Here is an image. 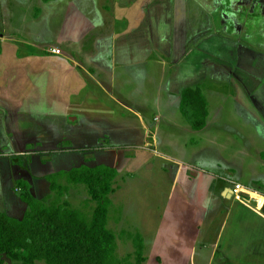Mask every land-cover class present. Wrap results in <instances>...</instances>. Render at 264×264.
Here are the masks:
<instances>
[{
	"label": "crops",
	"instance_id": "0c3cea01",
	"mask_svg": "<svg viewBox=\"0 0 264 264\" xmlns=\"http://www.w3.org/2000/svg\"><path fill=\"white\" fill-rule=\"evenodd\" d=\"M36 3L28 13L19 8L20 0H0V168L4 164L8 170L0 173V211L9 216L21 219L28 207L16 189L19 179L43 199L51 192L49 174L93 165L99 152L108 156L105 165L133 172L150 163V153H127L124 165H119L120 156L132 147L157 149L164 126L188 134L208 131L211 100L218 94L217 86L210 85L214 80L221 78L228 89L218 98L223 104L248 109L253 116L259 114L255 106L264 111L259 93L264 0ZM66 4L72 10L63 16ZM53 47L61 54L53 53ZM235 79L244 83V101L253 110L231 89ZM197 86L209 108L201 130L185 123L181 111L183 91ZM77 151L78 166L58 159ZM200 173L212 175L205 168ZM223 184L214 199H229L228 212L209 261L264 264V188L244 187V201L230 192L232 185Z\"/></svg>",
	"mask_w": 264,
	"mask_h": 264
},
{
	"label": "rangeland",
	"instance_id": "374dc122",
	"mask_svg": "<svg viewBox=\"0 0 264 264\" xmlns=\"http://www.w3.org/2000/svg\"><path fill=\"white\" fill-rule=\"evenodd\" d=\"M37 1L20 0L22 5L19 8L33 13ZM64 9L63 16L72 10L67 4ZM242 65L246 66L247 62ZM214 81L210 85L217 86L219 90L211 100L213 117L208 131L188 134L164 126L158 132V139L162 142L157 144V149L154 147L153 151H145L132 147L126 151L125 157L119 155V165H124L127 164V153H150V163L133 172L127 166L119 168L109 214V227L117 235L119 257L134 252V237L141 233L146 259L144 264H213L209 260L218 232L226 220L229 204V199L224 197L219 198L221 205L214 199L220 194L222 184L232 185L235 189V183L239 182L247 188L256 183L254 180L260 179L258 184L264 187V159L261 157L264 150V111L244 101L247 98L245 86L237 79L231 89L238 90L242 105L251 106L250 110L254 108L253 112L259 113L258 116L251 115L248 109L223 104L218 98L223 96L222 92L226 95L228 89L222 87L221 78ZM260 84L263 105L264 77ZM186 119L182 118L185 123L188 122ZM174 143L179 146L174 147ZM181 147H188L183 149L185 153ZM68 153L58 156V159L65 158L68 165L78 166L79 151ZM106 157L105 153H97L95 164H105ZM149 164H152L151 167H148ZM179 166L186 177L183 173L178 174L181 173L177 172ZM225 167L234 171L225 172ZM202 168L211 171L212 175L200 173ZM7 171L3 164L0 173ZM89 198L87 189L82 185L73 186L70 190L69 199L77 207L95 205ZM245 198L248 197L242 196L244 201ZM6 264L12 262L7 260Z\"/></svg>",
	"mask_w": 264,
	"mask_h": 264
},
{
	"label": "trees",
	"instance_id": "16d2710c",
	"mask_svg": "<svg viewBox=\"0 0 264 264\" xmlns=\"http://www.w3.org/2000/svg\"><path fill=\"white\" fill-rule=\"evenodd\" d=\"M181 111L194 130L206 126L209 108L202 87L183 91ZM48 159L43 157L44 162ZM18 161L19 157L12 158L14 164ZM118 176L117 168L105 164L60 170L47 176L51 192L43 199L33 194L29 182L17 180L16 189L28 207L21 219L0 211V264L7 260L12 264H144L143 235H135L134 252L121 258L117 235L109 227ZM78 185L87 189L95 205L80 208L71 203L70 190ZM254 185L264 188L258 182Z\"/></svg>",
	"mask_w": 264,
	"mask_h": 264
},
{
	"label": "built area",
	"instance_id": "2783aa9c",
	"mask_svg": "<svg viewBox=\"0 0 264 264\" xmlns=\"http://www.w3.org/2000/svg\"><path fill=\"white\" fill-rule=\"evenodd\" d=\"M51 51L53 53H56V54H61V49L58 47H53ZM244 191H245L244 186L240 183H236L235 189H233L234 197L238 200L242 199V196L246 195V193H244ZM241 192H243V193H241Z\"/></svg>",
	"mask_w": 264,
	"mask_h": 264
},
{
	"label": "flooded vegetation",
	"instance_id": "af4514ba",
	"mask_svg": "<svg viewBox=\"0 0 264 264\" xmlns=\"http://www.w3.org/2000/svg\"><path fill=\"white\" fill-rule=\"evenodd\" d=\"M262 9L263 11L261 13H262V17H264V6H262Z\"/></svg>",
	"mask_w": 264,
	"mask_h": 264
},
{
	"label": "water",
	"instance_id": "95a60500",
	"mask_svg": "<svg viewBox=\"0 0 264 264\" xmlns=\"http://www.w3.org/2000/svg\"><path fill=\"white\" fill-rule=\"evenodd\" d=\"M230 192L232 193V192H233V190L231 189V190H230ZM231 193H230V196H228V197H231V195H232Z\"/></svg>",
	"mask_w": 264,
	"mask_h": 264
}]
</instances>
